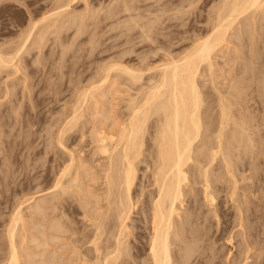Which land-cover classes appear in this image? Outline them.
I'll list each match as a JSON object with an SVG mask.
<instances>
[{
  "label": "bare ground",
  "instance_id": "obj_1",
  "mask_svg": "<svg viewBox=\"0 0 264 264\" xmlns=\"http://www.w3.org/2000/svg\"><path fill=\"white\" fill-rule=\"evenodd\" d=\"M74 1H76V0H74ZM83 1L86 2L87 0H83ZM166 1L167 0H165V3H166ZM68 2L71 3L73 1L70 0ZM119 2H121L123 5V7H122V5L120 6L121 9L123 8V10H124L123 13H125V11H127V12L130 11L129 13H131V11H133L131 8H134L136 6V4L134 3L135 6L131 7V5H130L131 3L129 4V2H131V1L126 2V1L121 0ZM133 2H135V1L133 0ZM200 2H201V0H200ZM192 3H194V2H192ZM62 5H60L61 7L58 6V8L51 10V13H48V15L46 14L45 18H43L41 20V22L29 25V26H31V28L30 27L29 28L31 29L30 31L32 33H30V31H28V33H30V34L25 33L26 35H29V36H26V39L28 38L27 41L29 39H31V35L34 37L33 32L37 31L36 28H38V26L40 28V25H42V24L44 25V23H46L47 21L48 22H52V21L55 22L57 19L62 18V15L65 14L64 9L62 10ZM85 5H87V3ZM188 5H189V3H188ZM216 5H218V6L213 7L214 8V15H211V17L209 19L211 22V25H210L211 28L210 29L208 28L210 30L209 33L207 32L208 35L205 37L202 36L203 38L200 37L201 39H199V36H198L199 40H196L195 42L193 41L194 45L191 46V48L188 51H185V53L180 54V56H178V57L177 56L171 57L170 55H172V54L166 53L167 51H165L166 56H167V54H170V55L167 56V58L165 57L164 63L162 62L163 64H161V65L159 64V66L154 67L158 71V73H157V75H154V79L152 78L154 81L150 79L151 82H153V83L149 84L148 86L147 85L139 86V89L137 88L138 91H136L137 89L135 90L136 91L135 93H137L136 97H135V95H134V97L130 96V100L128 101L129 105H127V108H128L127 116L124 115L126 120L124 119L125 122L124 121L122 122L124 124H122L120 122L121 124H119V125H122V127L121 126H120L121 128L118 127V129L120 128L118 130V132H116L117 131L116 130L115 131L116 133L113 132L114 135H112L111 134L112 132L105 133V132L112 130V129H109L107 131L105 130V132H103L104 129H102V131L96 129L98 127H96L94 129V126L96 124L95 119L97 120V118H95L96 117L95 115H97V117L99 116V118H101V116L104 118L106 117L105 119H107L108 116L110 119V117L112 115V114H110V115L106 116L107 111L105 113L104 112L105 109L102 113L103 109L101 110V108H104V106L103 107L100 106L99 109L101 111L98 110L99 113L94 111V113L96 112L98 114H95L94 118L91 117L94 119L93 123H95V124L91 125L94 130L93 129L90 130L92 132L89 131L91 133V134H89L90 140L87 139V141H90V144H89L90 148H92V146H93V148H92L93 149V156L96 158L97 155H99L101 158L99 157L98 159L100 161H102V160L104 161V162H101V164H99L100 161L97 160L99 167H95L96 169H98V168L100 169L101 175L103 174V176L101 178L98 177V179L103 180V183L102 182L101 183H102V187L104 186L103 187L104 194L101 192L102 193L101 195H98V196L94 195L95 193L93 194V192L91 190H89L90 186L87 185V187L85 186V188L82 187L83 186L82 182H81V184H82L81 187H79L80 185L77 186V183L79 184V181H78L79 175H78L77 171L74 172L76 175L74 178H72V179L70 178L71 180H69L67 182H63V180H65V178H68L67 176L70 174V172L73 169H75V168L72 169L73 165L76 164L75 163L76 161L74 158L70 157L72 159L71 160L72 163H70V164L68 163L69 166H66V167L64 166L65 168L63 169L62 172H60L61 175H59V178L57 177L58 179L55 181V185L52 188L57 189V190L59 189V191L62 192V194H63V199H64L65 195H66V197L69 195L68 196L69 199H65L67 204L69 203L68 200H70V194L71 193L78 194L79 197L81 195V198H79V197H77V198H79V200L82 199L83 217L88 221V224L86 225V227L84 229L85 234L83 236V238H84L83 241H85L84 244L88 245V248L86 249L85 253H83L81 251L83 254L81 252H79V249L77 247L74 248L78 255H81V256L83 255V257L78 256L77 260L75 259L76 261L74 260V262H76L77 264H260L258 260H260V256L262 255L261 254V245L262 244L259 242V240L256 239L257 235L256 236L254 235V233L256 234V232L253 233V227L250 226V227H248V229L246 228L244 221L247 220L246 217L248 215L245 217V213H243L244 212L243 210H242L243 212H240V213L237 210L238 214H239L238 226H239V229L241 230L240 235H241L243 240H242V242L239 241V242L233 243V240L235 239L236 235H232V233L229 232L228 221L222 220L223 223H220L219 221H218L219 223H217V224L211 223L209 216L205 217V211H204L205 204L204 203L206 202V204L208 203L207 205H210V207L212 206L214 213L216 215V213H217L216 209L217 208H216L215 203L217 202L216 201V197H217L216 192L217 191H216L215 185L218 184V187H219L218 191L219 192H222L224 189H222V187H221L222 186L221 185L222 179L215 177L216 178V180H215V178L212 177V175H213V173H215V175L220 173V172H218L221 169L220 166H222V169H224L223 170L224 174L226 173L228 176H230V178H229L230 182L232 179V182L234 183V188H233L232 192H229V193H232L230 195L231 197H229V198H231L230 200L233 201V199H234L233 197L236 196V193H237L236 188L239 187V185H237L238 184L237 179L235 178V176H236V174H234L235 171H233L234 165L236 166V164H234L235 162L233 161V155L236 152H238V151H236L234 153L235 146L237 145L238 147H242V149H244L245 147L248 150L251 149V146H253V140H254V139H252L254 137V135L252 137L251 130L256 129V131L258 130V132H259L261 129H264V119H263L264 118L263 117L264 116V67L262 68L261 64H260L261 68H259L256 71H255V69H253L255 67V65H257L259 63L260 57H262V56L260 54H257L258 52L256 51L257 55L252 56L253 59L254 60L256 59V60L255 61L252 60L251 62L248 60L249 62L247 63L246 62L247 57H244V55L242 56L243 58L240 57L241 56L240 50H238L237 47L236 48L234 47L235 49L233 51H235V53L234 52L233 53L235 55L233 54V57L232 56L228 57L229 59L231 57L232 58L229 61H226L224 66L231 67L230 62L238 65L237 61L239 59H241L242 62L243 61L244 62L239 63V66L236 68L237 69L236 71L231 70L232 68H230V71H228L224 67L227 70V72H225L226 73L225 75H227L228 73L233 74V75L231 74L232 75V77L230 78L231 80H228L229 83H230V81H233V83H231L229 86V91L226 92L225 89H228L226 87L224 89L225 90L224 92H226V93L222 92L221 87H220V89L218 88L217 82H219V81H217L218 75H216L218 72V70L216 68V65L218 62L216 60H217L218 56L223 52L224 48H226L227 51H230V44L233 42L234 39H236V40L238 39V41L241 43L244 40V37L246 39V36H255V34L257 35V33L259 34V32H262L264 34V26L261 27V25H262L261 24L259 27V25H258L261 20H264V0H223L220 4L218 3ZM67 6H70V5L68 4V5H66V7L64 5V7L66 9L70 8ZM114 7L115 8L111 9L112 11L110 12V15H108V16H111V18L117 17V15H118L117 12L119 10L116 11V13L113 12L116 10V8L118 6H114ZM176 8H178V7H176ZM138 10H139V8H138ZM135 11H137V10H135ZM164 11H163V13H164ZM129 13H127V14H129ZM133 13H136V12H133ZM140 13H139V16H140ZM157 13L159 14V11ZM86 14H88V13H86ZM94 14H96V12H94ZM114 14L115 15L117 14V15L115 16ZM131 15L133 16L132 13L130 14V16ZM164 15H166V14H164ZM175 16H177V15H175ZM187 16H185V17H187ZM189 16H191V15H189ZM130 18L131 17H129V19ZM113 19H115V18H113ZM140 19H141V17H140ZM182 19H184V18H182ZM59 22H61V21H59ZM59 22L57 21L56 23H59ZM94 22H96V21H94ZM146 22H148V20ZM161 22L163 23V21H161ZM97 23H95V24H97ZM155 23H156V21H155ZM52 24H54V23H52ZM124 24H126V22ZM138 24H136V22H135L133 25H138ZM119 25H121V24H119ZM150 25L151 26L154 25V24L152 25V21H151ZM46 26L47 25H44L43 27H41V28H43V31H41L42 29L41 30L38 29V32L37 33L35 32V34H37V39H36V37H34L33 39H35L36 41L39 40V41H37V43L39 42V44L40 43L43 44L42 42L45 41L44 40V38H46L45 33H46L47 29L49 28V26H51V25H48L47 26L48 28H46ZM54 26H57V25H54ZM54 26H51V27H54ZM96 26H99V25H96ZM126 26H127V24H126ZM143 27H145V23H144ZM163 27H164V25H163ZM163 27H162V30H163ZM174 27H176V26H174ZM138 28H140V27H138ZM45 29H46V31H45ZM149 29H151V28H149ZM166 29H167V31H169L168 29H170V28H166ZM157 30H159V29H157ZM152 31L155 32V30H152ZM163 31H166V30L164 29ZM48 33H49V31H48ZM147 33L151 34L150 32H147ZM164 34L169 35L170 33L169 34L164 33ZM148 36H150V35L146 36V34H145V37H146L145 39L149 38ZM159 37L154 40L155 42L157 41L156 43L152 42L153 41L152 38H149L147 41H149L151 39L152 41H150V42L158 44V40H160ZM255 38H256V36H255ZM145 39H144V41H145ZM163 39H164V36H163ZM163 39H162V42H164ZM169 39L170 38H168L166 40L171 43L172 40L171 39L169 40ZM128 40H130V39H128ZM257 40H259V39H257ZM27 41L24 42V40H23V43H27ZM96 41H94V42H96ZM167 41H165V42H167ZM174 41H175V39H174ZM238 41H236V42H238ZM159 42H161V40ZM169 42H167V44H165L164 47H166ZM240 43H236L237 45H235V46H240V47L242 46V49H243L244 44L242 45V43L241 44ZM244 43H246V41ZM256 43H258V42H256ZM33 44H35V41ZM160 44H163V43H160ZM252 44L253 43H251V45ZM151 45H154V44H151ZM172 45L173 44H171V46ZM251 45H250V48L252 49ZM22 46L24 47L25 44L21 45L20 47H22ZM26 46H27V44H26ZM255 46L257 47V45H255ZM255 46H254V48H255ZM156 47L157 46H155V47L152 46L151 48L156 49ZM167 47H166V49H167ZM162 48L163 47L160 45L159 48H157V50H160ZM169 48H170V46H169ZM19 49H20V51H23L25 48H23V49L19 48ZM162 50H165V48ZM20 51H17V55H18V52H20ZM2 52L0 51V68L3 67V68H5V70H6V67L9 68V66L15 68L14 60L16 59V57H14V56H11V57L8 56L7 57V55L6 56L3 55ZM149 52H151V51H149ZM158 52H160V51H158ZM158 52H156V53H158ZM168 52H169V49H168ZM160 54H162V53H160ZM13 55L17 56L16 53ZM225 55H228V54L225 53ZM225 55L222 58H225ZM262 58H264V57H262ZM250 59H252V58H250ZM221 67L218 66V68H220V70H222V71L225 70L224 68H221ZM105 69H106L105 70L106 73L102 72V73H105V76L104 77L101 76L102 78H99L100 80L99 79L97 80V82L99 81L98 83L92 82L93 84L96 83L97 85L95 84L92 86L89 84L92 87L89 86V89H87L83 92L80 91L81 94L79 95L80 97L78 98L79 104H78V106L74 107L73 114L71 113L73 116L71 115L72 117H69V120L71 118L70 122L67 120L69 123L68 126L70 125V128L73 127L74 125L76 126L77 123L79 124V122H80L79 120H81V119H83V117L87 116V114H86L87 110H89V112H90V110L93 109V106H95V110H96V107L98 104L93 105L92 108L90 109V106L92 104H95L94 102L92 103L93 100L97 99V101H98V99L100 97L101 98H108L107 95H108V93H111V88H112L113 84H115V82L112 78L114 74L112 75L111 72L114 71L113 73L116 74V71H117V73H119V75H122V74H123V76L126 75L128 78V82H130L129 81V79H130L134 84H138V83L141 84V82L143 81L142 79H143L144 73L143 72L141 73V71H138L135 69L133 70L132 68L130 69V68H127L125 66L120 68V66H118V64L117 65L112 64L111 66L109 65V67L105 68ZM140 70H142V69H140ZM148 70L150 71V69H148ZM143 71H144V69H143ZM151 71H152V69H151ZM139 72L141 73V75L139 74ZM116 75L118 76V78L120 77L118 74H116ZM222 76H224V75H222ZM224 78H225V76H224ZM199 79L205 80L204 85H200ZM110 80L113 83H109ZM234 81H237V83H234ZM207 84H210V86H212L216 95L211 93V91H213V90L210 86H209V88H211L210 91L203 90L204 87H206V88L208 87ZM120 85L121 84H119V86ZM219 85L221 86V84H219ZM224 85H226V84H224ZM238 85H239V87H238ZM114 86H116V85H114ZM222 89H223V87H222ZM237 89L239 92L234 93ZM131 90H133V89L131 88ZM113 92H112V94H113ZM255 92L258 95L256 97L257 99L256 98L254 99V93ZM8 96H9V94H8ZM131 97H133V98H131ZM101 98H100V100L102 101ZM258 99H260L259 100L260 102L256 101V103H258L260 106L262 105L263 110H262V108H260V106H259V108L257 107L255 109V106L251 105L253 103V101L258 100ZM100 100L98 102H100ZM104 101H106V99ZM100 103L103 104L102 102H100ZM258 104H256V105H258ZM104 105H106V104H104ZM112 110H114V109L112 108ZM91 113H93V112H90V114ZM110 113H112V112H110ZM93 114L91 116H93ZM260 115L261 116L263 115V116L260 117ZM83 120H85V119H83ZM111 120H113V119H111ZM101 121L97 122L98 123L97 126H99V123H101ZM107 121H109V120H107ZM107 121H103V123L107 122ZM66 124H67V122H66ZM83 125H84V123H83ZM75 126H74V129L78 130L79 129L78 126H76V127ZM116 126L113 128H116ZM83 127H85V126H83ZM99 127H102V125ZM107 127H109V126H107ZM76 128H78V129H76ZM72 129H71V133H72ZM64 130L65 131L68 130L67 134H68V132H70L69 129L65 128ZM64 130H62V131L65 132ZM84 130H85V128H84ZM63 132L59 134V135L62 134L61 136H63V137L58 135V137H61L60 140L58 138L59 141H61L62 138L65 139V137L67 135V134H64ZM86 133L88 134V132H86ZM255 133H257V132H254V134ZM64 135H65V137H64ZM85 136H83V137L88 138L87 135H85ZM257 137L259 138V136H257ZM146 140H149L148 142L151 143V144H149V146H146V142H147ZM59 141L56 140V142H58L60 145L61 143ZM65 141H63V142H65ZM66 143H64V144H66ZM87 143H89V142H86V145H87ZM64 144L63 145L61 144L62 145L61 148H64L66 146V145L64 146ZM254 144H256V143H254ZM144 147H145L146 152H148V155H145L146 152L144 150ZM86 148H88V147H86ZM238 149L240 150V148H238ZM90 153H92V152H90ZM232 153H234V154H232ZM72 154H73V152L71 153L70 156H73L75 153L73 155ZM235 155H237V154H235ZM259 155H261V154H259ZM78 157H79V155H78ZM89 158H90V156H89ZM237 158H239V156ZM240 158H241V156H240ZM260 158H261V156H260ZM91 159H93V158H91ZM84 161H82V162H84ZM238 162H239V160H238ZM242 162H244V160ZM141 163H146L147 170H149L151 173H149L150 175L148 174L149 176L147 177L148 179L146 180L148 184H146V186H144L142 191H140V189H139L141 194H139V191H138V195H139V196H137L138 200L137 199L135 200L133 197V195L135 196L134 192L136 191V189L141 188V187L137 188V186H138L137 180L139 181L137 173H138V167ZM216 163L220 165L219 166L220 169H218V165L216 167V165H215ZM88 165L90 166V163ZM82 166H83V163H82ZM82 166H79V167L82 168ZM89 166H87L86 164L84 165L85 168H87ZM74 167H75V165H74ZM91 167H92V165H91ZM91 169H90V172H91ZM262 169H263V167H262ZM84 170L86 171V169H84ZM143 170H145V169H143ZM237 170L238 169H236V171ZM250 170H252V169H250ZM95 171L96 170H94V173H95ZM252 171H255L254 172L255 174L258 173L256 167L253 168ZM80 172H82V171L79 170V173ZM86 172H85L86 176L84 174V177H88L90 175L88 170ZM142 172H144V171H142ZM216 172H218V173H216ZM254 173H252V174H254ZM73 174H70V175H73ZM81 174L83 175V173H80V175ZM87 174H88V176H87ZM192 174H193L194 180L191 179ZM94 175L97 176V174H94ZM219 175H221V174H219ZM258 175H256V176H258ZM95 176H93V178ZM222 177H223V175H222ZM144 180H145V178H144ZM144 180H142V181L144 182ZM255 181H257V180H255ZM144 184H145V182H144ZM219 184L221 186H219ZM98 185H99V183H98ZM230 185H231V183H230ZM256 186H257V184H256ZM223 188H224V186H223ZM92 189H94V188L92 187ZM145 189H147V191H145ZM187 189L188 190L190 189V193H188ZM58 194H60V193H58ZM62 194L60 196H62ZM189 194L191 195L190 198L188 197ZM78 195H76V196H78ZM141 197H143V199H140ZM187 197L189 198V200H187L188 199ZM100 198H101V200L106 202L105 205H104V203H102L103 201H100ZM238 200H239V198H238ZM240 201L243 202L242 199ZM100 203L103 205H101ZM70 204L72 205V203H70ZM235 204H237V206L239 205L238 202ZM71 205H69V207H71ZM79 205H81L80 202H79ZM240 205H242V204L240 203ZM20 206H22V205H20ZM45 206H48V205H43V204H37L36 205V207L34 208L35 209L34 211L37 212V216L38 215H41V216L46 215L48 208ZM49 206H50V203H49ZM56 206L57 205H55V208H56ZM137 206H141V207H137ZM51 207L53 209L54 206H51ZM29 208H31V207H29ZM55 208H54V210H55ZM57 209H59V208H57ZM64 209H66V207H64ZM240 209H241V207H240ZM54 210H52V211H54ZM67 210H69V208ZM67 210L66 211L64 210V212L67 213ZM250 211H252V210H250ZM50 212H51V210H50ZM55 212H56V210H55ZM22 214H23V212L20 210L18 212H16L15 215L13 214L14 215L13 219L11 220L10 224L8 225L6 233H7V238L9 239V252H8L9 254H7L8 255L7 258L4 261H2L3 263L1 262V264H21V261H22L21 258H23V257H22V253H20L21 247L19 250V248L17 246V242H18L17 240H18L20 233L24 234V233L19 231V229H20L19 224L23 223V221H24ZM47 215H48V213H47ZM226 215L224 216V219L227 218ZM61 216H62V213L59 217H61ZM49 217L46 218L47 222H48ZM52 217H53V215H52ZM217 217H219V214L217 215ZM43 218H41V219H43ZM56 219H57V217H56ZM58 219H59V221L51 222L50 226H47L45 228L49 231L53 230L54 231L53 233L49 232L50 233V235H49V233H47V230L39 232L40 235L39 234L38 235L40 238H36L37 240H39V242L37 241L38 244H37L36 248L37 247H42V249L46 248L49 245L50 241H51V244L52 243L55 244V241H60V240L63 241V237L66 236L64 234H66V233L68 234V231H71L72 234L75 233V230H73L69 225H67L63 221H61L62 218L61 219L58 218ZM65 219H67V218H65ZM219 219H220V217H219ZM35 221H36V219H35ZM40 222H41V220L39 221V223ZM45 222H43V223H45ZM41 225H42V227L46 226V225L43 226V224H41ZM38 228L39 227H37L36 229L38 230ZM37 230H36V232H37ZM79 231L77 230V232H79ZM51 234H53V235H51ZM31 235H29V236H31ZM38 235H37V237H38ZM61 235H64V236L62 237ZM29 236L26 235V237H28V238H29ZM254 236H255V238H254ZM23 237H25V236H23ZM33 237H34V234H33ZM257 238H259V237L257 236ZM23 239H26V238H23ZM32 239L33 238L31 237V240ZM69 239H71V238H69ZM250 239H252V240H250ZM28 240L31 241L30 239H28ZM64 240H68L67 237H64ZM75 240H77V239H75ZM70 241L72 242V240H70ZM25 242H26V240H25ZM35 242H33V243H35ZM66 242L68 243V241H66ZM76 242H78V241H76ZM33 243H32V245H33ZM71 244L78 245L75 242H73ZM71 244H69V245H71ZM34 245H36V244H34ZM50 245H49V247H51ZM229 245H232V249L229 248ZM54 246L55 245H53V247ZM67 247H69V246H67ZM67 247H65V248H67ZM253 247H256L257 249L254 251V254H252L253 255V257H252L251 253H253L252 252ZM234 248L236 250L234 253H232L231 251ZM58 249H57V251H59ZM24 250H26V249H24ZM39 251H40V248H39ZM54 253H56V252H54ZM30 256H32V255H30ZM54 256L55 255H53V257ZM41 257H42V254H41ZM75 257H77V256H75ZM128 258H130L132 260L129 261ZM251 259H253V260L250 262L249 260H251ZM27 260H28V258H27ZM71 260H72V258H71ZM43 261L44 260H42V263H43ZM51 261H53V260H50V262ZM64 261H66V259ZM64 261H63V263H64ZM47 262H48V260H47ZM47 262H45L44 264H46ZM36 263H38V262H36ZM263 263L264 262H262V264ZM31 264H33V263H31ZM52 264H54V263H52Z\"/></svg>",
  "mask_w": 264,
  "mask_h": 264
},
{
  "label": "rangeland",
  "instance_id": "obj_2",
  "mask_svg": "<svg viewBox=\"0 0 264 264\" xmlns=\"http://www.w3.org/2000/svg\"><path fill=\"white\" fill-rule=\"evenodd\" d=\"M68 1H70V0H0V51L1 52L3 51L2 54L5 56L7 55V57L8 56L16 57V59L14 60L15 68L10 67V66H9V68L6 67V70L3 67L0 68V100H1L0 101V248H1L0 249V264L2 261H4L7 258V256H8L7 254H9L8 253L9 252V239L7 238V233H6L8 225L10 224L11 220L13 219V216L19 210L23 212L22 216H23V220H24L23 221L24 224L23 223L19 224V226H20L19 231L24 233V234L20 233L21 235L19 234V237L17 240L18 241L17 246H18L19 250L21 247L20 253H22V257H23V258H21V260H22L21 264H28V263L29 264H31V263L41 264L42 260H44L42 264L47 262V260H48V262L46 264H48V263L50 264L51 262L54 264H69L70 262L72 264H77L76 262H74V260L75 259L77 260L78 256L83 257V255L82 256L78 255L74 249L77 247L79 249V252L82 251L83 253H85L86 249L88 248V245H85L84 244L85 241H83L84 240L83 236L85 234L84 229H85L86 225L88 224V221L83 217L82 199L79 200V198H81V195L79 197L78 194L71 193L70 194V200H68L69 203L67 204L65 199H69V197H68L69 195L67 196L68 198L65 195L64 199H63L62 192H60L59 189L57 190V189L52 188L55 185V181L59 178V175H61L60 172H62L66 166H69V164L72 163L71 158H74L76 161L75 162L76 164H74L75 167L73 165L72 169L73 168H75V169H73V170L71 169L72 171L70 172V174H73L75 171H77V173L79 175V179H80V180L78 179L79 184L77 183V186L80 185L79 187H81V185L83 184L82 187L85 188V186L87 187V185H88V186H90L89 190H91L93 192V194L95 193L94 195L98 196V195H101L102 193L104 194V192H103L104 186L102 187L103 180L98 179V177L101 178L103 176V174L102 175L100 174L101 172H100L99 168L98 169L95 168V167H99V164H101V162H104V161L102 159H101L102 161H100L98 159L100 157L99 155H97V157H96L97 159L93 156V149H92L93 146L91 145L92 148H90V146H89L90 141H87V139L90 140L89 134H91L90 132H92L90 130L93 129V127L91 125H94L96 123L94 126V129L96 127H98L96 129L101 130V131H102V129H104L103 132H105V130L107 131L109 129H112V130L114 129L113 131L109 130V131L105 132V133L112 132L111 133L112 135H114L113 132H115L116 130H117L116 132H118V130L122 127V125H119V124H121L123 121L125 122V120H126L125 116H127V112H128L127 111L128 110L127 105H129L128 101L130 100V96L134 97V95H135V97H136L137 93H135V92L138 91L139 86H141V85H147L148 86L149 84L153 83V82H151V80H153L154 75H157V73H158V71L154 67L159 66V64L160 65L163 64L165 61V57L167 58V56H169L170 54H172V55H170L171 57L180 56V54H183V53H185V51H188L191 48V46L194 45V42L196 40H199V39L208 35V33L210 31L209 29L211 28V26H210L211 22L209 19H210L211 15H214V8L213 7L218 6L216 4H218V3L220 4L223 0H201V2H200V0H190V1L189 0H183V1L182 0H167L166 3H165V0H159V1L158 0H146V1L145 0H134L135 2H133V0H122V1H126V2L131 1V2H129V4L131 3L130 4L131 7H134L136 4V6H135L136 8L135 7L131 8L133 10V11H131V13L133 14L134 17L132 15L130 16V14H131V13H129L130 11H128V12L125 11V13H123L124 10H123V8L121 9V7H120L122 5V3L119 2L121 0H117V1L116 0H87L86 2L83 0L82 1L81 0H76V1L72 0L73 2H71V3ZM192 2H194V3H192ZM67 3L70 5V6H67V7H70L68 9L65 8L66 5H68ZM86 3H87V5H85ZM188 3H189V5H188ZM60 5H62V10L64 9L65 14H63L62 18L57 19L55 22L54 21H52V22L47 21L46 22L47 24L44 23V25H47V26L48 25H51V26L57 25V26H54V27L49 26V28L46 26V28H48V29H47V31L45 29L46 38H44L45 41H43V42L41 41L43 44H41V43L39 44V42L37 43V41H39V40L36 41L35 39H33L34 37H36V39H37V34H35V32L37 33L38 29L39 30L42 29L41 31H43V28H41L44 26L43 24L40 25V28H39V26H38V28H36L37 31L34 30L35 31V32H33L34 37L31 35V39H29L30 41L29 40L27 41L28 38L26 39V36H29V35H26L25 33H28V31L31 30L30 29L31 26H29V25L41 22V20L43 18H45L46 14L48 15V13H51V10L58 8V6L61 7ZM64 5H65V7H64ZM113 5L118 6L116 8V10L114 9L115 11H113V12L116 13V11L119 10L117 12L118 15L116 14L117 17H113L115 14L112 16L115 19L111 18V16H108V15H110V12L112 11L111 9L115 8ZM122 7H123V5H122ZM176 7H178L179 9ZM138 8H139V10H138ZM135 10H137V11H135ZM194 10L195 11L197 10V11L195 12ZM158 11H159V14L157 13ZM163 11H164V13H163ZM94 12H96V14H94ZM133 12H136V13H133ZM86 13H88V14H86ZM127 13H129V14H127ZM139 13H140V16H139ZM164 14H166V15H164ZM175 15H177V16H175ZM189 15H191V16H189ZM185 16H187V17H185ZM129 17H131V18L129 19ZM140 17H141V19H140ZM182 18H184V19H182ZM147 20H148V22H146ZM57 21L58 22L61 21V22L56 23ZM94 21H96V22H94ZM151 21H152V25L154 24L153 26L150 25ZM155 21H156V23H155ZM161 21H163V23ZM125 22H126L127 26H126V24H124ZM135 22H136V24H138V23L139 24L133 25ZM52 23H54V24H52ZM95 23H97V24H95ZM144 23H145V27H143ZM119 24H121V25H119ZM96 25H99V26H96ZM163 25H164V27H163ZM258 25H259V27H260V25H261V27H263L264 26V20H261ZM174 26H176V27H174ZM138 27H140V28H138ZM162 27H163V30L165 29L166 31H167L166 28H170V29H168L169 31L166 32V31L162 30ZM149 28H151V29H149ZM157 29H159V30H157ZM152 30H155V32ZM48 31H49V33H48ZM147 32H150L151 34H149ZM159 32L160 33L162 32L161 33L162 35ZM163 32L168 33V34L170 33V34L167 35V34H164ZM30 33H32V32L30 31ZM30 33H28V34H30ZM261 33L262 32H259V34L257 33L258 36L255 34L256 38H255V36H246V39H245V37H244L245 35H244L243 41L244 42L246 41V43H244L240 39L242 41L241 42L242 45L244 44L243 49H242V46L241 47L235 46V45H237L236 43H240V42L238 41V39L237 40L234 39L233 42L230 44V51H227V49L224 48L223 52L218 56V58L216 60L218 62L216 65L218 72L216 75H218L217 81H219V82H217L218 88L220 89V87H221L222 92H224L225 90H226V92L229 91V86L231 83H233V81H230V83L228 81V80H231L230 78L232 77L233 74L231 73L232 74L231 75L228 73L227 75H225L226 74L225 72H227V70L230 71V68H232L231 70L236 71L237 70L236 68L239 66V63L242 62V60L239 59L240 61L239 60H238L239 62L237 61L238 65L230 62L231 67L224 66L225 62L229 61L233 57V54L235 53V51H233V50L236 47L241 52L240 57H242L243 55H244V57H247V59H246L247 63L249 61L251 62L252 60L253 61L256 60V59L255 60L253 59V57H252L253 55L260 54L262 57H264V52H263L264 51V34L262 33L263 34L262 35ZM145 34H146V36L150 35L148 37L152 38L153 41L151 39L149 41H147L149 38L145 39L146 38ZM157 36L158 37L160 36L159 38H160L161 42H159L160 40H158V44H155L157 41L155 42L154 40L156 38H158ZM163 36H164V39H163ZM198 36H199V39H198ZM165 38L166 39L170 38L172 40L171 43L169 41H167ZM22 39L24 40V42L27 41V43H23ZM128 39H130V40H128ZM144 39H145V41H144ZM162 39L164 42H162ZM174 39H175V41H174ZM257 39H259V40H257ZM34 41H35V44H33ZM94 41H96V42H94ZM150 41L155 42V43H152ZM165 41L170 43V44L168 43V45H167L168 47L166 46L167 49H166V47H164L165 44H167V42H165ZM236 41H238V42H236ZM256 42H258V43H256ZM150 43L154 44V45H151ZM160 43H163L164 45L160 44ZM251 43H253V44L251 45ZM24 44H25V46L27 44V46L26 47L25 46L20 47L21 45H24ZM171 44H173V45L171 46ZM160 45L163 47L162 49L165 48V50H162V49L157 50V48H159ZM250 45H251L252 49L250 48ZM255 45H257V47ZM152 46H154V47L157 46V47H156V49H154V48L152 49L151 48ZM169 46L171 49L169 48ZM254 46H255V48H254ZM19 48H22V49L25 48L23 50L24 52L20 51ZM168 49H169V52H168ZM17 51H20V52H18V55H17ZM149 51H151V52H149ZM155 51L156 52L160 51V52H158L159 53L158 54ZM165 51H167L166 53H170V54H167V56H166ZM15 53L18 57L13 55ZM160 53H162V54H160ZM225 53H227L228 55H225ZM224 55H225V58H222ZM230 56H232V57L229 59L228 57H230ZM262 57H260L259 63L257 65H255V67L253 66L254 67L253 69H255V71L261 67L262 68L264 67V58H262ZM250 58H252V59H250ZM112 64L113 65L118 64V66H120V68L125 66V67L130 68V69L132 68L133 70L135 69V70L141 71V73L143 72L144 73V76L142 79L143 81L141 82V84H139V83L134 84L130 79H129L130 82H128V78L126 75H124L125 76L124 77L123 74L119 75V73H117V71H116V74H118L120 76L118 78V76L115 73H113L114 71L111 72L112 75L114 74L112 78H113L115 84H113V86L111 88V93H108V95H107V97L109 99L100 97L102 99V101L100 100V98L98 99V101L100 100V102H102L103 104L98 102L96 99V100L92 101V103L94 102L95 104H92L90 106V109H91L93 105L98 104L96 107V110H95V106H93V109H92L93 111L90 110V112L94 113V111H96L99 113V111H101L103 109L102 110V113H103V111L105 109L104 112L106 113V111H107L106 116L112 114L110 119H109V116L107 117V119H105L106 117L104 118L101 116V118L103 119L102 120L101 118H99V116L97 117V115H95L98 113L95 112L94 114L93 113L90 114L89 110H87V113L86 112L85 113L87 114L88 117L87 116L83 117V119H85V120H83V119L79 120L80 121L79 124L82 127L77 123L76 126H78L79 129L78 128H76V129H78V130L74 129L75 125L70 128V125L68 126V124H69L68 121L70 122L71 118L69 120V117L73 116L72 114H73L74 107L78 106V104H79V101H78V98L80 97L79 95L81 94V92L89 89L90 85L93 86L96 83H98L99 81L97 82V80L99 78H102L105 76V73H106L105 68H108L109 65L111 66ZM260 64H261V67H260ZM218 66L219 67L222 66L221 68L225 67L227 70L224 68L225 70L222 71V70H220V68H218ZM18 68L19 69L21 68V69L19 70ZM140 69H142V70H140ZM143 69H144V71H143ZM148 69H150V71ZM151 69H152V71H151ZM102 72H105V73H102ZM141 73L139 72L140 75H141ZM222 75H224L225 78ZM92 82L93 83L96 82V83L93 84ZM109 83H113V82H111V80H110ZM199 83H200V85H204L205 80L199 79ZM234 83H237V81H234ZM119 84H121V85L119 86ZM219 84H221V86ZM224 84H226V85H224ZM114 85H116V86H114ZM207 85H208V87L207 88L204 87L205 89L203 88V90L210 91L212 86H210V84H207ZM92 86H90V87H92ZM209 86L211 88H209ZM222 87H223V89H222ZM225 87L228 89H225ZM238 87H239V85H238ZM131 88L133 90H131ZM212 90H213V88H212ZM112 92H113V94H112ZM226 92H224V93H226ZM238 92L239 91L237 89L234 93H238ZM211 93L215 94L214 90L211 91ZM8 94H9V96H8ZM257 96L258 95L255 92L254 93V99ZM133 97H131V98H133ZM103 99L104 100L106 99V101H104ZM259 100L260 99L255 100L251 104V105L255 106V109L257 107L259 108V106H260L258 103H256V101H259ZM104 104H106V105H104ZM256 104H258V105H256ZM100 106L101 107L104 106V108H101V110H100L99 109ZM112 108L114 110H112ZM260 108H262V105L260 106ZM262 110H263V108H262ZM110 112H112V113H110ZM92 114H93V116H91ZM262 116L260 115V117H262ZM91 117L97 118V120L95 119V123H93L94 119ZM111 119H113V120H111ZM107 120H109V121H107ZM100 121H101V123H99V126L102 125L103 128L97 126L98 125L97 122H100ZM103 121H107V122L103 123ZM66 122H67V124H66ZM83 123H84V125H83ZM122 124H124V123H122ZM83 126H85V127H83ZM107 126H109V127H107ZM115 126H116V128H113ZM118 127H120V128L118 129ZM65 128L70 130V132H68V134H67L68 130L65 131L64 130ZM84 128H85V130H84ZM71 129H72V133H71ZM62 130H64L66 133L63 132ZM62 132L64 134H67V135H66V137L64 135L65 139L62 138L63 140L61 139V141H62L61 142L59 140L63 136H61L62 134L61 135H59V134ZM86 132H88V134ZM254 132H257V133L254 134ZM84 134L87 135L88 138H84L83 137V136H85ZM251 134H252V137L254 135V137L252 138V139H254L253 140V146L254 147L251 146V149H249L250 150L249 151L246 147L245 148L243 147L244 149H242V147H238L236 145L235 149H234V153L236 151H238L235 153L237 155L232 153V154H234L233 155V161L235 162V163L234 162L233 163L236 164V166L234 165V169L235 168L238 169L237 171H236V169L235 170L233 169V171H235L234 174H236L235 178L237 179V183H238L237 185H239V187H240V188L239 187L236 188L237 193H236V196L233 197L234 198L233 201H231L230 200L231 198H229V197H231L230 195L232 194L229 192H232V190L234 188V183L232 182V179L230 182V179H229L230 176H228L226 173L224 174V171H223L224 169H222V166H220L219 164L216 163L215 164L216 167L218 165V169L221 168L222 170L220 169L218 171L220 173L216 172V173H218L217 175H215V173H213L212 177L222 179V184H221L222 186L220 184H219V186H221L222 189H224L223 190L224 192L223 191L219 192L218 191V188H219L218 184L215 185V188L217 191L216 192V195H217L216 201L217 202L215 203L216 208H217L216 209L217 213L215 215L212 206L210 207V205H207L208 203L206 204V202L204 203L205 204L204 211H205V217L209 216V219H210L211 223H213V224H217L219 222L223 223L222 220L228 221L229 232H231L232 235H236L235 239L233 240V243L239 242V241L242 242V240H243L241 235H240L241 230L239 229V226H238V224H239L238 211H239V213L244 211L243 213H245V217L247 215L249 216V217L247 216L248 217V218L246 217L247 220L244 221L246 228L248 229V227L252 226L253 227V233L256 232V234L254 233V235L255 236L257 235L259 237V238H257V236H256V239L259 240V242L262 244L261 245V254L262 255L260 254L262 257L260 256V260L262 262H264V245H263L264 244L263 243L264 242V155H263L264 154L263 153L264 152V143H263L264 142V135H263L264 129H261L259 132H258V130L256 131V129H253V130H251ZM58 135L61 137H58ZM257 136H259V138ZM58 138H59V140H58ZM56 140L59 141L62 145L67 142L66 144H64V146L66 145L64 147L65 149L61 148L62 145L60 144L61 145L60 146L59 143L56 142ZM63 141H65V142H63ZM146 141L148 142L149 140H146ZM86 142H89V143H87V145H86ZM147 142H146V146H149V144H151V143L150 142L147 143ZM254 143H256V144H254ZM86 147H88V148H86ZM145 147H144V150H145ZM237 147L240 148V150ZM72 152H73V154L74 153L75 154L74 155L72 154L73 156H70ZM90 152H92V153H90ZM145 152H146V150H145ZM146 153H145V155H148V152H146ZM87 154L90 156V158ZM259 154H261V155H259ZM78 155H79V157H78ZM238 156H239V158H237ZM240 156H241V158H240ZM260 156H261V158H260ZM91 158H93V159H91ZM237 159L239 160V162ZM97 160L100 161L99 164L97 163L98 162ZM243 160H244V162H242ZM82 161H84V162H82ZM82 163H83V166H82ZM89 163H90V166L88 165ZM85 164L87 166H89L90 168L89 167L85 168L86 167V166L84 167ZM91 165H92V167H91ZM79 166H82V168ZM146 166H147L146 163H141L138 167L137 175H138L139 181L137 180V182H138L137 188L138 187H141V188L136 189V191L134 192L135 196L133 195V197L135 200L138 198L137 196H139L138 195L139 189H140V191H142L144 186H146V184H148L146 180L148 179L147 177L150 175L149 173H151V172L149 170H147ZM219 166H220V168H219ZM252 167L253 168L256 167L258 173L255 174L254 173L255 171H252L253 170ZM262 167H263V169H262ZM84 169H86V171L87 170L89 171L90 175L88 176V174H87V176L89 178L84 177V174L86 176V173H87ZM90 169H91V172H90ZM143 169H145V170H143ZM250 169H252V170H250ZM79 170L82 171L80 173H83V175L82 174L80 175ZM94 170H96L95 173H94ZM142 171H144V172H142ZM250 173L251 174L254 173V174L251 175ZM70 174L67 176L68 178H65V180H63V182H67L76 176L75 173L73 175H70ZM94 174H97V176H95ZM219 174H221V175H219ZM222 175L224 178L222 177ZM256 175H258V176H256ZM93 176H95V177L93 178ZM144 178H145V180H144ZM216 178H215V180H216ZM141 179L144 180L145 184ZM191 179L194 180L193 174L191 175ZM255 180H257V181H255ZM81 182H82V184H81ZM97 182L99 183V185ZM230 183H231V185H230ZM256 184H257V186H256ZM223 186H224V188H223ZM92 187L94 189H92ZM140 191H139V194H141ZM145 191H147V189H145ZM187 191H188V193H190V189L189 190L187 189ZM58 193H60V194H58ZM61 194H62V196H60ZM76 195H78V196H76ZM77 197H79V198H77ZM188 197L190 198L191 195L189 194ZM237 197L239 198V200ZM189 198L187 200H189ZM140 199H143V197H141ZM241 199L243 200V202L240 201ZM100 201H103V200H101V198H100ZM79 202L81 203V205H79ZM234 202L235 203L238 202L239 207ZM36 203L48 205V206H45L48 208V211H47L48 215L46 213L45 216H41V215L37 216V212L34 211L35 210L34 208L37 205ZM49 203H50V206H49ZM70 203H72V205ZM102 203H104V205L106 204L105 201H103ZM240 203L242 205H240ZM54 204L57 205L56 208H55ZM20 205H22L23 207ZM69 205H71V207H69ZM101 205H103V204H101ZM51 206H54L53 209ZM29 207H31V208H29ZM64 207H66V209H64ZM137 207H141V206H137ZM240 207H241V209H240ZM54 208H55L56 212H55ZM57 208H59V209H57ZM68 208H69V210H67ZM50 210H51V212H50ZM52 210H54V211H52ZM64 210L65 211L67 210V213L64 212ZM250 210H252V211H250ZM61 213H62V216L59 217L61 215ZM218 214H219L220 219H219V217H217ZM52 215H53V217H52ZM225 215L227 216L228 219L227 218L224 219ZM46 216L51 217V218L49 217L50 220L48 219V222L46 220V218H47ZM56 217H57V219H56ZM64 217L67 219H65ZM41 218H43L44 220ZM58 218H60V219L62 218L61 221H63L64 223L69 225L73 230H75V233L72 234L71 231H68V234L67 233L64 234L66 236L61 235L62 237L63 236L67 237L68 240H64V237H63V241H61V240L55 241V244L54 243L51 244V241H50L49 245L51 244L50 245L51 247H49V245H48L46 248H43V249H42V247L36 248V246L39 242V240H37L36 238H40L39 232L40 231L41 232L46 231L47 229H45V228L47 226H50L51 222L59 221ZM35 219H36V221H35ZM40 220L42 223L41 222L39 223ZM43 222H45V223H43ZM249 222L250 223L252 222V223L250 224ZM41 224H43V226L44 225H46V226L42 227ZM37 227H39L40 229L38 228V230H37L36 229ZM36 230H37V232H36ZM77 230L78 231L80 230V231L77 232ZM49 232L53 233L54 231L53 230H50V231L47 230V233H49ZM50 233H49V235H50ZM33 234H34V237H33ZM26 235H28V236L31 235V236H29V238H28V237H26ZM37 235H38V237H37ZM51 235H53V234H51ZM23 236H25V237H23ZM255 236H254V238H255ZM31 237L34 240L33 239L31 240ZM23 238H26V239H23ZM69 238H71V239H69ZM28 239H30L31 241H29ZM75 239H77V240H75ZM252 239H250V240H252ZM25 240H26V242H25ZM70 240H72V242ZM32 241L33 242L36 241V242L33 243ZM66 241H68V243ZM76 241H78V242H76ZM70 242L71 243L75 242L79 246L71 244ZM32 243H33V245H32ZM34 244H36V245H34ZM69 244H71V245H69ZM53 245H55V246L53 247ZM66 245L69 246L70 248L67 247ZM65 247H67V248H65ZM39 248H40V251H39ZM229 248L232 249V245H229ZM24 249H26V250H24ZM57 249L59 251H57ZM256 249H257L256 247H253V251H252L253 253H251L252 257H253L252 254H254V251ZM235 250L236 249L234 248L231 252L234 253ZM53 251L56 252L57 254L54 253ZM41 254H42V257H41ZM30 255H32V256H30ZM53 255H55V256L53 257ZM75 256H77V257H75ZM27 258H28V260H27ZM71 258H72V260H71ZM65 259H66V261H64ZM50 260H53V261L50 262ZM128 260L131 261L132 259L128 258ZM252 260L253 259H251L249 261L251 262ZM260 260H258V261L260 264H262V262ZM63 261H64V263H63ZM36 262H38V263H36Z\"/></svg>",
  "mask_w": 264,
  "mask_h": 264
}]
</instances>
